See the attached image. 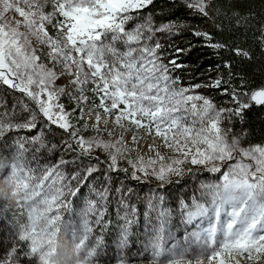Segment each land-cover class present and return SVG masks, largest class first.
Masks as SVG:
<instances>
[{"label": "snow or ice", "instance_id": "1", "mask_svg": "<svg viewBox=\"0 0 264 264\" xmlns=\"http://www.w3.org/2000/svg\"><path fill=\"white\" fill-rule=\"evenodd\" d=\"M154 2L0 0V84L20 94L11 106L0 100V220L10 233L6 245L0 240V264H98L104 236L92 237L95 229L103 232L113 224L107 218L113 192L116 248L123 253L141 212L130 203L133 188L123 181L112 188V173L120 172L138 183L156 182L143 212L152 232L150 264H264V144L245 147V133L232 131L253 107H264V82L253 86L241 76L234 84L233 62L221 56L231 52L252 60V48L234 42L249 34L264 53V12H243L239 0H180L191 16L213 21L217 31L211 32L179 18L157 23L152 13L144 16ZM185 30L220 61L201 73L206 79L199 83L176 75L188 67L181 57L196 45L170 43L166 51L161 40ZM65 77L67 83L58 85ZM200 89H215L228 99L217 103ZM65 96L75 101L71 110L62 102ZM89 104L95 136L84 135L88 123L79 126ZM105 130L112 139H103ZM141 131L153 142L141 144ZM97 149L106 159L93 155ZM45 152L61 155L39 165L38 154ZM194 169L222 177L202 183L200 197L194 195L190 204L179 201L184 224L207 220L206 227L190 233L202 247L196 255L172 250L161 259L162 234L173 211L165 206L164 192L197 176ZM83 187L88 195L79 221H66L64 214L73 211ZM203 197L210 199L201 202ZM115 264L132 261L120 254Z\"/></svg>", "mask_w": 264, "mask_h": 264}, {"label": "trees", "instance_id": "2", "mask_svg": "<svg viewBox=\"0 0 264 264\" xmlns=\"http://www.w3.org/2000/svg\"><path fill=\"white\" fill-rule=\"evenodd\" d=\"M239 10L243 12H247L251 10L256 13L264 12V0H239L238 4ZM149 13H152L155 17L157 23L161 21L163 17H168L171 19H181L186 20L190 25L198 26L206 31L216 32L217 30L214 27L213 21L211 19H203L200 17H193L189 14V11L184 8V6L180 3V0H176L175 4L168 3V0H155L152 6L145 9L143 11V15L146 16ZM224 38L228 39L230 43H233L232 38L228 36L227 33L224 34ZM217 39H221V36L218 34ZM162 42H165V50L170 51L168 49V44L172 43L175 45H179L180 47H187L189 42L196 45L193 50L181 57V60L188 65L187 68L177 71L176 75H179L185 83H199L206 79V76H202L201 73H207L209 66L211 65L215 68V65L220 62L219 58L214 54L213 50L206 47H201V41L197 38L193 37L190 31L185 30L181 35L176 37H161ZM235 43H240L242 47H251L254 52V57L252 60H246L242 57H236L231 52H222L221 56L223 59L231 60L233 62L232 71L236 74L233 80L234 84H239L240 77L243 76L247 80H249L253 86L259 85L264 82V53H261L260 49L255 46L253 40L251 39V34H249L248 39L245 41L243 36H238L234 41ZM223 74L227 77V70L222 69ZM212 76H215L216 73H208ZM195 77V79H193ZM203 94L212 96L215 98L217 103H225L227 101L226 96H221L215 89H200ZM20 94L14 92L9 89L6 85H1L0 87V100L6 102L11 106V104L15 103V98ZM14 98V99H13ZM64 102V101H62ZM72 106L69 107V110ZM78 113V112H77ZM233 134H241L245 133L244 138L242 140L243 146L247 147L249 144H264V107H253L246 115L245 121L241 123L237 120L233 125ZM49 153L45 152L43 155L38 154V162L39 165H43L45 163H50ZM36 163V162H33ZM37 164V163H36ZM126 178V177H125ZM191 176H186L179 184V188L175 189V195L172 193H165L166 197L165 206L171 208L172 216L171 222L173 225L181 224L183 225V218L179 209V201L181 199L185 200L186 203H191L192 197L198 196L199 188L191 187L188 191V188L183 190V187L187 185H191ZM124 186L129 187V184L134 186L139 185V189H142L144 185L138 183L137 181L129 180L126 178ZM120 182L113 181L112 188L120 187ZM151 187V186H149ZM136 189L134 188V191ZM83 195L81 197H85L88 195L87 187H83L81 189ZM142 194V191L139 192V195ZM172 194V196H170ZM144 196V195H143ZM141 198V197H140ZM117 196L113 192L112 203L109 206L107 218L113 221V224L110 226L108 230L100 232L99 229H95L94 233L98 235L104 236V244L102 246L103 249L110 248L115 241V233H116V225L115 221L118 219L116 215V204ZM133 199V198H132ZM130 200V203L135 204L141 212L139 217V224L134 227L133 232L134 235L131 238V242L127 247L128 252H134V249L140 248V244L142 242L143 236L141 234V226H145L147 224V220L143 216V212L147 211L146 206L147 203L142 199H133ZM122 214V212H121ZM154 222V221H153ZM5 229V221L0 220V240H3L5 245L8 243L7 238H4ZM151 229V228H150Z\"/></svg>", "mask_w": 264, "mask_h": 264}, {"label": "rangeland", "instance_id": "3", "mask_svg": "<svg viewBox=\"0 0 264 264\" xmlns=\"http://www.w3.org/2000/svg\"><path fill=\"white\" fill-rule=\"evenodd\" d=\"M10 15H14V13H10ZM140 21L137 20L136 23H139ZM42 59L44 60V62L47 64L48 61L46 59H44V57H42ZM49 67H51V65L49 64ZM67 83V78H61L60 80L57 81L58 85H64ZM2 84H0L1 87ZM89 95H91L89 93ZM14 99V98H13ZM62 101H64L63 103L66 105V107H75V101L70 100L67 96L62 98ZM98 102V101H97ZM93 106L91 104L85 106V112L83 113L84 119L82 121H80L79 126H83V124L86 122L89 125V129L88 131H86L84 133L85 136H95L97 135L96 132L92 131V124L94 123V117L89 119L88 116V109L92 108ZM71 110V109H70ZM81 115L79 112L77 113V116ZM103 125H101V128L103 129ZM113 126L109 125V129H111ZM116 133L119 134L120 130L116 129ZM100 135L103 137V139L105 140H110L112 139V137L108 136L107 131H102L100 133ZM126 135V139H128L129 143L131 144V133H127ZM140 136H143L144 139L140 141L141 144L143 145H147L149 143H152L153 141L151 140V138L147 137V135L145 133H143L142 131L139 133ZM56 140H59V135L56 137ZM155 143L157 145H160V140L157 139L155 141ZM134 146V145H133ZM162 152H166L167 150L164 148L160 149ZM147 151L146 147L145 149L141 152V154H144ZM149 155H151V153H148ZM61 155L60 152H56L54 154H49L48 156H50V161L51 163H55V161L58 159V157ZM94 156H99L101 160L106 159V153L103 152L102 149H97L94 153ZM133 157H135L136 153L133 152L131 154ZM67 158H71V157H67ZM93 163H95V161H92ZM33 167H37L36 163L32 164ZM121 167H129V171H131L130 166L127 164L126 161H121L120 164ZM187 167H192L191 165H188ZM73 170L72 166L69 165L66 167V171L71 172ZM104 170V166L101 165V172H103ZM194 171H196L198 173L197 176H192V175H188L189 177L191 176L192 180H191V185H187L186 187H183V190H185L186 188H188V191L191 187H198L200 189V185L202 183H219L220 180L222 179V177H220L219 173H208L203 171V169H194ZM99 175V173L97 174ZM113 176V181L115 182H125L126 180V176L123 172L120 173H112ZM126 177V178H125ZM219 178V179H218ZM129 179V178H128ZM130 180V179H129ZM134 181V180H133ZM143 186L142 189H139V185L137 187L129 184V187L131 188H135L136 190L133 192L131 199H142L147 203L148 198L152 195V190L156 188V182L154 180H150L147 183H140ZM151 186V187H149ZM179 188L178 184L175 185H171L168 187L167 191L165 193H175V189ZM178 190V189H177ZM142 191V194L139 195V192ZM172 194L170 196H172ZM144 195V196H143ZM175 195V194H174ZM141 197V198H140ZM200 197V191L198 193V196ZM75 199V204L73 205V211L71 212H67L64 214V218L66 221H73V222H78L79 221V212L80 210L83 208L84 206V197L79 196L78 198H74ZM132 199V200H133ZM205 199H210L208 197H203L201 198V202H204ZM134 201V200H133ZM116 209H117V205L114 204ZM146 210H147V206H146ZM154 215V214H153ZM8 220H11V213L8 214ZM155 223V220H153ZM6 224V222H5ZM199 225V227H198ZM207 226V220L205 219L203 223H201V218H197L195 219L192 224L186 225V224H175L173 225L172 222L170 221L165 228L164 233L162 234V240H161V245L162 248L164 249V255L161 257V259H164L166 256L169 255V252L172 250H179V251H184L187 250L188 254L190 256L192 255H196L199 253L202 244L200 241H197L194 237L190 236V233L193 231H199L200 228L202 227H206ZM139 226L137 225L136 229ZM4 232V238H7V236L10 235V233L5 229H3ZM95 232V231H94ZM141 234L143 236L142 242L140 244V248L138 249H134V252L130 253L128 252V249H124L123 253H120L119 250L116 248V241L113 242V245L110 248H107L106 250L103 249L101 247V249H98V255H97V260H98V264H115V260L116 257L120 254L125 255L128 259H130L132 261V264H150V260L152 258V249L150 246V240L152 238V232L151 229L147 226V224L145 226H141ZM98 236V234L93 235L92 239L93 241L95 240V237ZM69 239H70V234H69Z\"/></svg>", "mask_w": 264, "mask_h": 264}]
</instances>
